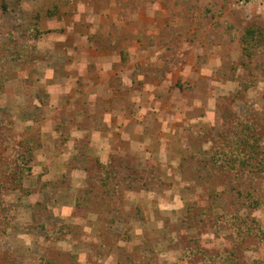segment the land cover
<instances>
[{"label": "rangeland", "instance_id": "374dc122", "mask_svg": "<svg viewBox=\"0 0 264 264\" xmlns=\"http://www.w3.org/2000/svg\"><path fill=\"white\" fill-rule=\"evenodd\" d=\"M148 2L155 17L169 12L170 23L164 30L159 26V44H168L170 36L181 40L204 65L209 61L207 50L217 51L214 73L181 90L179 100H187L189 108L187 122H176L183 124L180 133L151 139L161 146L150 154L135 156L122 146V154L112 152L101 159L85 153L84 138L42 136L45 116L55 122V110L59 111L44 109L48 102L44 84L55 75V59L60 58L49 49L65 44L61 35L67 30L57 27L55 31V13L50 12L56 9L59 17L74 23L79 22L71 21L75 12L100 5L131 27L135 22L131 15ZM85 3L91 5L83 7ZM34 27L42 31L36 40L27 32ZM247 28L259 30L264 37V0H0V49L21 55L17 62L5 60L4 71L0 69V121L9 123L15 142L0 155L14 161L21 154L16 145L20 139L29 138L33 146L30 171L18 189H4L0 199V248L12 257L10 264H197L198 253L189 256L187 249H203L208 255L231 248L233 231L228 225L218 229V236L208 220L188 225L187 208L208 207L209 191L183 178L178 167L181 158L207 155L218 144L224 111L257 119L264 131V49L251 51L253 56L241 49ZM78 29L86 32L84 25ZM169 44L171 48L174 41ZM66 114L74 117L72 112L57 113ZM52 120L46 123L53 124ZM111 154L155 172L161 183L154 182L159 185L152 190H124L114 196L105 192L94 159L106 162ZM224 183L223 178L214 185L221 189ZM90 185L94 190L83 194L84 207L76 206L77 196ZM213 212L221 213L219 208ZM113 214L119 219L108 224L107 217ZM249 214L264 230V206ZM64 227L67 233L57 231L59 240H55V230ZM196 239L197 243L190 242ZM243 256L248 263L264 262V239Z\"/></svg>", "mask_w": 264, "mask_h": 264}, {"label": "crops", "instance_id": "0c3cea01", "mask_svg": "<svg viewBox=\"0 0 264 264\" xmlns=\"http://www.w3.org/2000/svg\"><path fill=\"white\" fill-rule=\"evenodd\" d=\"M147 4L131 15V27L100 5L75 12L70 20L79 22L74 23L52 11L55 31L67 30L61 35L65 44L49 49L60 58L55 59V75L44 84V109L59 111L55 110V122L46 116L45 122L40 120L42 136L59 137L56 125L63 120L70 124L69 138H84L85 153L101 159L112 152L122 154V146L135 156L150 154L161 146L151 139L180 133L183 124L178 123L187 122L189 108L187 100H179L181 90L214 73L217 51L207 50L209 61L204 65L181 40L167 38L174 41L171 48L169 43L159 44L161 30L170 23L169 12L155 17L152 3ZM81 25L86 32L78 29ZM61 111L74 117L57 115Z\"/></svg>", "mask_w": 264, "mask_h": 264}, {"label": "trees", "instance_id": "16d2710c", "mask_svg": "<svg viewBox=\"0 0 264 264\" xmlns=\"http://www.w3.org/2000/svg\"><path fill=\"white\" fill-rule=\"evenodd\" d=\"M27 32H31L33 40L42 33L40 28L36 27L28 29ZM261 33L254 28L245 29L241 36V49L252 56L251 51H262L264 37ZM17 54L4 48L0 49V69L3 70L7 59L17 62L19 59L17 56H21ZM230 79L235 80L234 75ZM43 98L47 96L44 95ZM222 119L224 127L218 137V144L207 155L191 154L181 158L178 169L183 178L195 181L200 186H207L209 191L208 207L202 210L200 208L196 210L191 206L187 208L188 225L194 226L208 220L216 228L217 236L218 229L223 227L222 225H228L233 231V245L231 248L208 255L203 249L191 247L187 249V254L190 256L198 253L197 264H264L262 261L248 263L243 259L245 250L256 249L264 239V230L259 220L249 214L264 206V131L259 127L257 119L240 117L231 110L224 111ZM65 124L67 125V122L61 120L56 125L64 140L69 137ZM10 131L9 123L0 121V154L9 145L15 144ZM16 145L21 148V154L14 161L0 155V199L4 189H18L21 179L31 169L33 152L31 140L20 139ZM26 154L27 160L23 159ZM78 157L75 156L76 159H79ZM83 160H87V157L85 156ZM94 161L100 168L101 176H98V181L101 187L105 192L113 194L112 196L124 190H152L154 185H159L155 183H161V178L155 172L138 169L132 160L124 157L111 154L106 162L99 159ZM83 169L88 171L85 164ZM89 176L87 173V177ZM223 178L224 186L219 189L214 182ZM93 190L91 186L78 195L76 206L84 207L81 203L84 199L83 194ZM101 193L103 194L102 189ZM214 208H219L221 213L214 215ZM135 211H138V208ZM118 219L114 214L107 217L108 224ZM57 231L58 234L67 233L68 227H64L63 231L56 229L55 240H59L56 238ZM190 242L197 243L198 240ZM11 258L9 253L0 248V264H10Z\"/></svg>", "mask_w": 264, "mask_h": 264}]
</instances>
